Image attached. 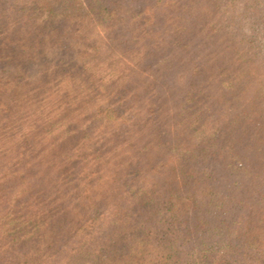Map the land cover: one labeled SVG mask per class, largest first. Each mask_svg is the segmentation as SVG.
<instances>
[{
	"label": "rangeland",
	"instance_id": "374dc122",
	"mask_svg": "<svg viewBox=\"0 0 264 264\" xmlns=\"http://www.w3.org/2000/svg\"><path fill=\"white\" fill-rule=\"evenodd\" d=\"M19 1L0 0V264L90 230L120 251L116 221L199 219L194 193L209 228L264 217V0H101L117 16L61 42Z\"/></svg>",
	"mask_w": 264,
	"mask_h": 264
},
{
	"label": "trees",
	"instance_id": "16d2710c",
	"mask_svg": "<svg viewBox=\"0 0 264 264\" xmlns=\"http://www.w3.org/2000/svg\"><path fill=\"white\" fill-rule=\"evenodd\" d=\"M87 1V4L82 5L80 0H37L33 6L36 5V9L45 12L46 17L41 25L51 29L52 33L58 36V42H61L63 36L67 35L68 26H71V30L76 28L75 31H78L81 22L83 23L85 19L91 20L94 16L101 21L111 22L112 18L117 16L118 11L113 8L115 3L110 5L102 3L101 0ZM25 2L20 0L19 4L24 5ZM20 9L23 19L16 24H23L27 15L24 14L25 8ZM107 28L110 29L111 24ZM37 41L35 39L34 44H37ZM36 49L37 45L24 47L21 42L18 52L26 55L32 54ZM88 195H85L87 200L90 199ZM207 195L208 193L204 195L194 193L186 196V200L194 204L191 210L205 209V216L202 215L199 219L195 217L191 220L182 219L179 211L181 209L176 207L172 215L167 213L171 218L169 219L165 214L166 209L155 204L153 213L132 225L133 227L127 220L122 223L116 221L124 234L118 241L120 251H110L111 245L108 244L95 250L93 254L94 251L86 249L88 243H93L95 239L91 237V234H96L95 231L91 233L90 230L88 234L76 235V243H66L62 251L54 255L55 257H44V260L38 257L24 258L21 264H49L50 260L56 257L59 261L55 264H81L83 259L89 258L92 254L96 257L93 264L101 258L105 259L99 264H264V217L252 220L249 214L241 221L239 219L228 221L223 218L218 225L209 228L211 215L215 217L206 210L208 204L202 203V198ZM133 199L139 200L138 196ZM241 204L237 205L241 206ZM217 209L221 211L222 205ZM187 212L185 215L188 214ZM151 216L158 217L159 220L147 225ZM161 223L165 224L166 228L157 226ZM104 250L105 253H102Z\"/></svg>",
	"mask_w": 264,
	"mask_h": 264
}]
</instances>
